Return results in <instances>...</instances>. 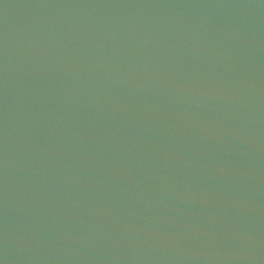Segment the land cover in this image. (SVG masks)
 I'll list each match as a JSON object with an SVG mask.
<instances>
[{"label": "water", "instance_id": "95a60500", "mask_svg": "<svg viewBox=\"0 0 264 264\" xmlns=\"http://www.w3.org/2000/svg\"><path fill=\"white\" fill-rule=\"evenodd\" d=\"M0 264H264V0H0Z\"/></svg>", "mask_w": 264, "mask_h": 264}]
</instances>
